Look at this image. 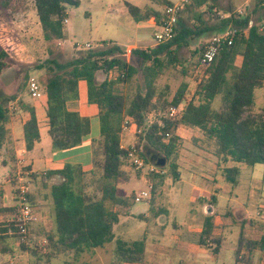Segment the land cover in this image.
Returning <instances> with one entry per match:
<instances>
[{"label":"trees","instance_id":"1","mask_svg":"<svg viewBox=\"0 0 264 264\" xmlns=\"http://www.w3.org/2000/svg\"><path fill=\"white\" fill-rule=\"evenodd\" d=\"M34 1L46 40L50 43L63 40L69 10L78 7L79 1ZM150 1L160 6L173 4L168 0ZM209 1L191 0L185 8L189 12L195 6L207 5ZM127 6L138 22L153 18L161 25L165 17L161 12L145 14V11L130 3ZM5 7L0 5L1 10H5ZM258 7L264 8V0L258 1ZM184 11L179 15L171 41L153 48H132L130 60L125 48L106 41L96 48L77 53L68 63H60L56 59L47 61L50 64L48 73L40 82L47 94L49 135L54 151L77 147L91 133V120L77 109L81 101V82L86 83L87 104L96 106L100 119V139L94 142L91 182L88 183L87 172L82 166L74 163H67L61 170L34 176V180L43 181V187L47 190L45 199L50 203L54 224L47 239L55 247H62L80 257L106 249L115 242L116 256L122 264L144 262L146 241L117 239L114 232L120 215L113 207L128 206L127 200L119 195V186L131 181V174L124 169L127 150L121 143L126 120H130V126L136 131L138 141L135 145L141 153L142 142L146 140L151 147L163 152L167 160L176 154L180 142L177 130L181 126L199 128L205 136L215 141V155L221 163H225L223 177L232 187L239 185L243 166L254 168L258 164L264 165V105L259 112H254L257 92L264 89V19L252 24L249 15L242 16L231 11L230 16L216 28L191 27L180 19ZM195 19L203 24L202 13H196ZM227 28L232 32V43L219 46L214 62L206 71L207 77L199 83L196 95L186 106L183 115L178 119L165 117L172 106H178L186 99L189 82H182L170 99V88L165 86L160 90L157 81L170 66L181 63L180 52L189 48L192 40L207 31ZM13 36L12 27L5 23L0 14V76L10 67L7 59ZM206 45H202L200 58ZM183 72L187 74V70ZM99 73L105 75L102 82L98 81ZM140 74L144 79V89L140 87L132 97L119 89L120 85L132 82ZM224 91L228 97L227 105L215 108V101ZM30 113L24 129L26 147L33 150L41 134L35 109L31 107ZM151 113L158 114V118L156 122L148 123ZM9 119L8 108L0 107V148L8 133L6 125ZM171 168L175 179L179 180L180 166L172 162ZM54 176L62 181L47 183ZM92 184L96 185L94 194L88 192ZM30 198L32 200V193ZM3 212H16V208H6ZM214 229L213 217L209 216L204 221L198 243L201 246L215 245L214 251L218 253L222 238L215 236ZM10 234L17 239L20 237L14 223L5 221L0 224V245L8 243ZM20 244L25 250L27 244ZM257 250L264 252V236L259 240L251 239L242 232L235 252L236 263L252 264L253 254Z\"/></svg>","mask_w":264,"mask_h":264},{"label":"rangeland","instance_id":"2","mask_svg":"<svg viewBox=\"0 0 264 264\" xmlns=\"http://www.w3.org/2000/svg\"><path fill=\"white\" fill-rule=\"evenodd\" d=\"M78 1L79 6L69 10L63 41L50 43L38 25L34 0H0V5L6 6L5 10L0 8L1 17L12 27L14 35L13 43L9 47L10 56L7 59L10 67L0 76V107H7L11 118L14 119V127L10 129L12 136H7V139L12 138V142L8 144V149L3 154L0 153V224L8 222L15 213L3 210L15 208L18 172L31 170L34 174L43 175L33 171L28 153L23 152L24 121L30 116V108L35 103H42V99H32L29 92L30 80L32 78L40 80L48 73L50 66L47 64L48 60L56 59L60 63H68L77 53L96 48L101 42L114 41L123 48L139 46L137 48L147 49L155 46L154 37L159 30L147 22L136 21L130 14L127 4L145 10V14L148 15L161 12L165 6L155 5L150 0ZM168 1L177 3L181 0ZM258 1L210 0L207 5L195 6L189 12L185 8L180 19L191 27L216 28L233 11L238 15H249L251 23L257 24L264 19V8L258 7ZM6 2H9L8 5H5ZM211 7L213 8L210 9ZM196 13H202V25L195 19ZM223 30H210L192 40L190 47L180 52L181 63L170 66L157 81L158 88L161 90L168 86L169 98L172 99L182 82L188 81V97H191L198 88L194 83L196 76L203 77V73L196 74L202 45L208 44L214 36L223 35L230 29ZM88 44H91V47H88ZM131 49L127 50L129 60ZM184 70H187V74L183 72ZM104 79L105 75L99 73L98 81L102 82ZM140 87L145 88L142 74L132 82L120 85L119 89L132 97ZM227 103L228 97L224 91L215 101L214 107L222 108ZM263 105L264 89H261L257 92L254 112H259ZM155 116L154 113L149 114L148 123L156 122ZM166 116L169 117L168 111ZM130 131L128 141L135 139L137 142L135 131ZM193 133L194 131L189 128H184L181 132L184 139L179 142L176 154L170 160L165 158L163 152L154 149L143 140L141 150L148 164L157 165L160 159H166V165L161 167L160 173L148 174L127 164L131 181L119 186V195L127 200L128 206L113 207L120 215L114 232L117 239L128 242L146 239L148 255L142 264H236L235 251L242 222L245 220L242 232L247 238H259L264 234V196L261 191L257 195L255 205L249 206V209L252 208L249 218L246 213H244L246 216H243L237 208L229 207L226 199L229 196L219 187L217 190L223 193L218 198V209H215L217 217L215 235L222 238L219 258L210 259V254H216L215 245H199L198 229L204 224V211L207 210L204 207L214 203L212 198L214 194H209L205 188L214 189L227 183L222 177L225 163H221L215 155V141L210 140L201 130H197V135L191 136ZM124 145L128 146L126 142ZM197 153L199 154L196 155ZM172 162L181 166L182 181L175 179L171 168ZM263 169L264 165H257L254 170L255 177L259 176ZM249 170H251L249 167L243 166L241 181L244 177L247 180L245 175L250 172ZM91 178H93L91 172H87L88 183L92 181ZM61 181L60 177L54 176L47 183ZM42 182L38 179L31 184L37 221L31 226L29 244L25 245L24 250L17 237L10 234L8 243L0 245V264H122L116 256L115 242L106 249H99L80 257L48 242V233L53 228V217L50 205L45 199L47 190ZM95 190L96 185H89V193L94 194ZM141 192H148L151 196L138 202L136 198ZM257 252V259L260 257V264H264V252L260 250Z\"/></svg>","mask_w":264,"mask_h":264},{"label":"crops","instance_id":"3","mask_svg":"<svg viewBox=\"0 0 264 264\" xmlns=\"http://www.w3.org/2000/svg\"><path fill=\"white\" fill-rule=\"evenodd\" d=\"M163 10H164V8L161 10V13H163ZM36 14H37V12H36ZM140 22H147L148 24L154 25L158 30H160V28H161V25H159L153 18L148 19V20H144V21H140ZM38 25L41 27L39 18H38ZM41 29H42V27H41ZM42 31H43V29H42ZM112 42H114V41H112ZM116 44H118V43H116ZM137 47H139V46H130V47L125 48V49L129 50L131 48H137ZM44 92H45V90H44ZM80 95H81V101L79 102L77 109H79V111L81 112V114L84 117H87L91 120V123H92L91 133L83 139V142L80 145H78L77 147H74L72 149H68V150L54 151V149H53L52 139H51V136L49 135V118L47 116V94H46V92H45L44 96L41 98L42 103H39V104L35 103L33 105L32 108L35 109V112H36V115L38 118V122H39L41 139H40V141H38L35 144V147L33 150L27 149L26 141H25V129H24V127H25V124L29 121V119L31 117V113H30V116L27 119H25L24 124H23V126H24L23 127V129H24L23 145L25 146V149H23V152L28 153L29 158L31 160L30 163H31L33 171L35 173L44 174L48 171L61 170L65 167V165L67 163L79 164L82 166V168L85 172H90L91 170L94 169V155H93L94 142L96 140L100 139L99 112H98V109L96 108V106L88 105L86 102L87 92H86V83L85 82L80 83ZM41 99H37V100H41ZM33 100H36V99H33ZM154 114L156 115L155 117L158 118V114H156V113H154ZM9 115H10V119L6 125V128L8 131L7 136L9 135V137H10V136H12L10 129H11V127H14V125H13L14 119L11 118L12 115L10 112H9ZM184 128H189L190 130L194 131V133L191 134V136L192 135L194 136V134L197 135L196 134L197 130H200L199 128H191V127L181 126L177 130V134L180 137L181 142L184 139L181 136V132L184 130ZM130 130L135 131V129L132 128L129 124L128 129L124 130L122 133L121 143H122V147L125 148L126 150L128 148H130L132 145L136 144L135 139H133L131 141H128V139H127L129 132H131ZM135 133H136V131H135ZM7 136H6V139H5L3 146L0 148V153L2 152V154L4 153V151L6 149H8L7 148L8 144L10 142H12V138L7 139ZM186 141L189 142L188 140H186ZM124 142H126L128 144L127 147L124 145ZM11 149L12 148H10V150ZM198 154L199 153H197L196 155H198ZM256 166L254 168H250L251 169V170H249L250 172L245 175V176H247V180H245V177H244V180L241 181V178H240V183L236 187H232L230 184H228L225 181L227 183L225 186H217L214 189L205 188V190H207V192L209 194H214L212 196L214 203H213V205H206L204 207L205 209H207L206 211H204V221L207 217L212 216L214 223H215V228H216L217 217H215V214H216L215 209H218V198L221 195H223L221 190L229 196L228 198L225 197L226 199H228L229 207H233V208L235 207L243 213V216L244 215L246 216V214H247L249 218L251 217V213H250L251 211L250 210L252 208L250 207V209H249V206L255 205V202L258 198L257 195H258L259 191H261V194L264 196V184L262 185V182L264 181V169H263V171L260 172L259 176L256 175V177H255L254 170H255ZM124 169L130 173L129 167L127 165H124ZM242 169H243V167L241 168V176H242ZM180 170H181V168L179 169V171ZM222 177H223V174H222ZM182 179L183 178H181V171H180V179L179 180L182 181ZM229 187H230V189H229ZM218 188L221 189L220 192H219V190H217ZM239 195H240V197H239ZM46 202H47V204L50 205L48 200ZM208 206H212V207H208ZM50 209H51V206H50ZM244 209H245V212H243ZM244 213H246V214H244ZM51 214H52V211H51ZM245 219H247V217ZM52 221H53V218H52ZM244 221L240 225V228H241L240 229V235L243 231V224L245 223ZM52 226L54 227L53 223H52ZM203 228H204V224L200 229H198L200 231V234L203 231ZM52 230H53V228H52ZM52 230H50V231L52 232ZM50 233H48V234H50ZM214 234H215V229H214ZM262 236H264V234L261 235V237H259V238H255V237L252 238L251 237V239L259 240L262 238ZM144 240L146 241V239H144ZM257 251H255L253 254L252 264H258V263L260 264L259 260L261 258L259 257V259H257V255H258ZM219 253H220V251L216 254H210V259L217 260L219 258ZM146 255H148L147 242H146ZM216 264H218V263H216ZM236 264H238V263H236Z\"/></svg>","mask_w":264,"mask_h":264},{"label":"built area","instance_id":"4","mask_svg":"<svg viewBox=\"0 0 264 264\" xmlns=\"http://www.w3.org/2000/svg\"><path fill=\"white\" fill-rule=\"evenodd\" d=\"M253 1V0H249ZM191 0H181L180 2L173 3L170 5H165L163 10V14L165 15L161 28L159 32L155 35V46L165 44L171 41L175 36V29L179 21L180 13L185 9L187 4H189ZM68 20H66L67 22ZM231 30H228L223 35H216L212 38V40L206 45V48L202 54V57L199 60L197 67V75L199 73H203V77L200 78L196 76V87H198L199 83L204 77H207L206 71L210 68L212 63L214 62L218 52L219 46L222 44H231ZM91 47V44L87 45ZM44 87L41 84L40 80L36 78H32L29 82V92L33 99H41L45 92ZM197 91V89H196ZM196 91L192 94L191 97H186V99L180 103L178 106H172L168 110V116L170 118L178 119L185 112L186 106L192 100V98L196 95ZM130 120H126L123 125V131L127 130L130 124ZM126 165H130L135 167L139 171L146 172L148 174L160 173L161 167L153 164H148L143 157L141 151L136 147V145H132L127 149V155L125 158ZM34 173L31 170L20 171L18 172V184L16 185V212L11 216V219L8 220L10 223H14L16 229L19 231L20 237L18 238L19 243L29 244L30 235H31V226L37 221V212L35 211L33 202L30 198L31 184L34 181ZM151 195L148 192H141L136 200L140 202L143 199L149 198ZM47 243V241L45 240Z\"/></svg>","mask_w":264,"mask_h":264},{"label":"water","instance_id":"5","mask_svg":"<svg viewBox=\"0 0 264 264\" xmlns=\"http://www.w3.org/2000/svg\"><path fill=\"white\" fill-rule=\"evenodd\" d=\"M159 167H165L166 165V159H160L157 163Z\"/></svg>","mask_w":264,"mask_h":264}]
</instances>
